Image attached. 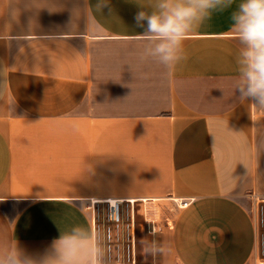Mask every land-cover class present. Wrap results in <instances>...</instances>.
Wrapping results in <instances>:
<instances>
[{
  "label": "crops",
  "instance_id": "1",
  "mask_svg": "<svg viewBox=\"0 0 264 264\" xmlns=\"http://www.w3.org/2000/svg\"><path fill=\"white\" fill-rule=\"evenodd\" d=\"M153 4L110 0L109 16L86 0H0V239L39 257L121 201L177 209L162 264H259L264 111L233 91L229 13L168 70L140 58L134 17Z\"/></svg>",
  "mask_w": 264,
  "mask_h": 264
},
{
  "label": "clouds",
  "instance_id": "2",
  "mask_svg": "<svg viewBox=\"0 0 264 264\" xmlns=\"http://www.w3.org/2000/svg\"><path fill=\"white\" fill-rule=\"evenodd\" d=\"M86 8L113 16L110 0H96ZM140 8V7H139ZM136 27L143 29L141 60L171 70L187 59L184 41L213 14L229 13L230 31L238 41L236 76L232 84L241 103L264 111V0H154L151 10L140 8ZM8 39L7 35L0 37ZM74 130L76 126L73 125ZM152 233V230L150 231ZM145 256H167L169 242H146ZM0 264H113L109 237L86 223L60 229V235L39 257L28 254L14 239H0Z\"/></svg>",
  "mask_w": 264,
  "mask_h": 264
},
{
  "label": "rangeland",
  "instance_id": "3",
  "mask_svg": "<svg viewBox=\"0 0 264 264\" xmlns=\"http://www.w3.org/2000/svg\"><path fill=\"white\" fill-rule=\"evenodd\" d=\"M108 204L98 205L90 212L94 219V228L107 234L111 229L114 238L109 241L112 257L115 261H127L134 264H162V256H145L146 242L156 240L162 242L159 235L163 228H171L177 209L143 210L142 208L123 207L122 221L119 227L108 221ZM258 218V248L259 255L264 259V204L256 209ZM152 230L153 234H150ZM131 245V247H130Z\"/></svg>",
  "mask_w": 264,
  "mask_h": 264
},
{
  "label": "built area",
  "instance_id": "4",
  "mask_svg": "<svg viewBox=\"0 0 264 264\" xmlns=\"http://www.w3.org/2000/svg\"><path fill=\"white\" fill-rule=\"evenodd\" d=\"M190 202H181L180 208H185L189 205ZM125 206V203L121 201H115L114 204L108 203V221H110L111 224H113L116 227H119L122 221V215H123V207ZM129 209V208H128ZM109 237V241H111L114 238V235L112 234L111 229H108V232L106 234ZM112 252V250H111ZM113 264H134L130 258L127 259V261L121 262L120 260L115 261L113 259ZM259 264H264V259H262Z\"/></svg>",
  "mask_w": 264,
  "mask_h": 264
},
{
  "label": "bare ground",
  "instance_id": "5",
  "mask_svg": "<svg viewBox=\"0 0 264 264\" xmlns=\"http://www.w3.org/2000/svg\"><path fill=\"white\" fill-rule=\"evenodd\" d=\"M115 203V202H114ZM114 203H112V204H114Z\"/></svg>",
  "mask_w": 264,
  "mask_h": 264
}]
</instances>
